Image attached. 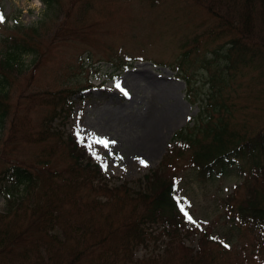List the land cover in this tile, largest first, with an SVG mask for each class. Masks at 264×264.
I'll return each instance as SVG.
<instances>
[{"label": "rangeland", "instance_id": "1", "mask_svg": "<svg viewBox=\"0 0 264 264\" xmlns=\"http://www.w3.org/2000/svg\"><path fill=\"white\" fill-rule=\"evenodd\" d=\"M219 10L230 13L223 7ZM0 15L4 17L0 51H4L2 41L14 36L29 42L34 50L23 56L22 72L10 75V105L16 122L27 119L26 130L38 134L42 120H51L57 113L53 110L57 96L64 93L73 106L70 118L61 127L56 116L50 127L73 133L80 142L79 132L84 138L80 143L92 145L88 148L94 162L114 187L142 184L159 168L174 134L189 130L192 122L200 119L210 88V69H204L200 59L210 61L221 41L205 46L202 40L197 45L191 41L207 28L225 30V38L230 34L193 0H59L52 12H46L39 0H0ZM18 25L21 28L16 30ZM188 39L191 44L183 50ZM195 46H199L198 57L191 54ZM188 50L191 63L185 64L181 58ZM217 63L221 65V60ZM136 75L140 77L134 79ZM257 76L253 68L243 71L225 89L232 97L238 95L233 99L230 121L234 129L244 125L252 131L264 126V86L254 80ZM8 136L20 140L22 132L8 125L0 132V140ZM96 138L115 143L104 148L93 143ZM44 145L54 148V166L68 163L65 146L55 139ZM5 151L22 164L40 154L38 146L21 141ZM177 164L184 210L197 222H189L194 232L184 238L186 246L197 249L199 232L207 228L217 255L230 253L227 257L235 264L247 260L264 264V239L251 235L224 214L227 196L240 200L247 195L246 176L234 166L223 178L202 182L188 166L187 156ZM259 180V187L264 186V180ZM149 231L155 234L159 229L151 226ZM158 245L162 244L150 241L148 248L136 249L133 258L140 260L159 252L162 247ZM181 254L175 250L176 256Z\"/></svg>", "mask_w": 264, "mask_h": 264}, {"label": "trees", "instance_id": "2", "mask_svg": "<svg viewBox=\"0 0 264 264\" xmlns=\"http://www.w3.org/2000/svg\"><path fill=\"white\" fill-rule=\"evenodd\" d=\"M40 1L46 12H52L59 2ZM193 1L204 6L215 24L225 26L230 34L225 38V30L207 28L191 41L197 45L202 40L204 46L222 43L213 50L210 61L200 59L201 66L210 69V88L200 119L189 130L174 134L159 168L136 188L124 183L111 186L87 147L72 134L50 127L56 116L61 127L70 118L73 106L64 93H57L53 109L57 113L51 120H42L38 134L26 130L27 119L16 122L10 105V75L22 72L23 56L34 50L16 36L2 41L0 132L9 125L12 130L18 128L22 137L0 140V195L6 206L0 212V264H235L227 257L230 253L213 251L207 228L199 232L195 252L185 247L184 238L193 229L181 213L183 202L176 187L177 162L185 156L202 182L221 179L234 166L246 176L247 195L240 200L227 196L224 214L251 235L258 231L264 237V186L259 187V179L264 180V126L252 131L244 125L234 129L230 121L233 99L238 95L232 97L233 93L225 91L236 74L251 68L258 71L254 80L264 86V0ZM191 42L188 39L182 49ZM198 47L183 52L181 61L190 64L188 55L198 57ZM50 139L67 149L65 166L53 165L54 148L44 145ZM16 141L38 146L40 154L26 164L18 163L5 151ZM151 226L160 231L152 234ZM151 235L161 241V251L134 259L135 250L146 247ZM177 249L181 256L175 255ZM248 261L246 264H255Z\"/></svg>", "mask_w": 264, "mask_h": 264}, {"label": "snow or ice", "instance_id": "3", "mask_svg": "<svg viewBox=\"0 0 264 264\" xmlns=\"http://www.w3.org/2000/svg\"><path fill=\"white\" fill-rule=\"evenodd\" d=\"M0 22H4V17H3L2 15H0ZM116 86H117L118 88L120 87L119 84H117ZM121 90L123 91V89H121ZM125 94H126V93H125ZM77 136H78V138H80V142L83 143V142H84V138L80 135L79 132L77 133ZM93 143H95V144H100V145H102L104 148H108V147L110 146V143H115V142H114V141L109 142V141L106 140V139L96 138V139L93 141ZM88 147L91 148L92 145L89 144ZM93 154L95 155V153H93ZM97 158H98V157H97ZM140 163H141L142 165H144V166H147V165H146V162L143 161V160H141ZM104 167L106 168L107 165L105 164ZM180 210H181V212L184 213L185 217L187 218V220H188L189 222H191V223H193V224H196V223H197V222H196L195 220H193V218H192V217H191V216H190V215L184 210L183 207H181ZM225 247H228V246L225 245Z\"/></svg>", "mask_w": 264, "mask_h": 264}, {"label": "bare ground", "instance_id": "4", "mask_svg": "<svg viewBox=\"0 0 264 264\" xmlns=\"http://www.w3.org/2000/svg\"><path fill=\"white\" fill-rule=\"evenodd\" d=\"M138 76H139V75H138ZM138 76H137V75L134 76V79H138V78L140 77V76H139V77H138ZM117 90H118V89H117ZM153 138H154V140H155V139H157V136H154Z\"/></svg>", "mask_w": 264, "mask_h": 264}]
</instances>
